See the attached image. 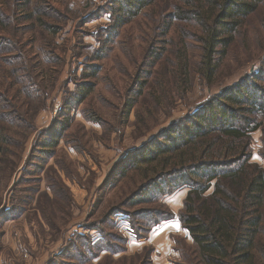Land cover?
<instances>
[{
  "label": "rangeland",
  "instance_id": "rangeland-1",
  "mask_svg": "<svg viewBox=\"0 0 264 264\" xmlns=\"http://www.w3.org/2000/svg\"><path fill=\"white\" fill-rule=\"evenodd\" d=\"M14 1L9 0L13 5L17 3ZM110 3V0H31L24 12L17 9V4L15 13L5 12L6 18H12L10 25L5 24L7 30L0 32L12 42L5 47L6 54L14 55L13 66L23 69L22 74L34 83L30 87L39 91L28 97L20 83L21 76L0 61V119L7 113L11 117L3 119L4 123L0 120V128L10 135L3 145L7 154L0 158V211L6 207L21 209L18 217L0 222V264H46L71 236L80 234L97 241L101 234L86 227L102 224L100 229H107L106 233L125 239L127 250L120 257L143 252L129 245L138 243L143 248L149 245L150 236L137 241L131 223L124 217H115L112 227L107 223L112 209L140 210L123 207L122 203L136 189L141 177L135 174L121 180L95 207L103 195L100 186L125 154L212 95L256 73L264 58L263 7L230 49L215 80L208 83L196 72L201 51L192 35L197 29L184 25L191 35L185 33L181 37V26L173 23L167 31V45L163 43L168 23L165 21L173 12V3L165 8L161 2L122 28L104 56L98 57L112 23ZM41 21L56 27L57 35L43 30ZM181 44L185 47L188 44L194 70L192 87L180 97L173 91L167 93L166 99L162 86L170 85L171 61ZM158 48H165L163 57L157 61L151 58L154 63L146 66L147 50L153 52ZM142 70L149 71L153 81L149 78L147 87H150L134 102L127 117L128 105L138 90L135 76ZM89 83L94 85L93 93L71 113L67 136L51 148L53 136L57 137L54 131L59 128L55 124L64 96L77 89L78 84ZM159 99L162 105L157 108ZM3 105L6 112L1 110ZM92 112L99 115L101 125L86 120L85 115ZM261 137V131L253 135L251 163L264 168L259 155ZM43 145L52 152L44 160L40 154L46 149ZM37 178L40 181L34 182ZM186 192L178 191L163 200L176 216L183 208L182 197ZM171 234L167 264H190L194 261L191 239L184 238L187 234L181 232Z\"/></svg>",
  "mask_w": 264,
  "mask_h": 264
},
{
  "label": "trees",
  "instance_id": "trees-1",
  "mask_svg": "<svg viewBox=\"0 0 264 264\" xmlns=\"http://www.w3.org/2000/svg\"><path fill=\"white\" fill-rule=\"evenodd\" d=\"M21 1L22 3H16ZM43 1V0H39ZM0 0V32L7 30L12 18L5 12H23L29 8L31 0ZM111 26L107 29L103 46L98 57L115 42L119 31L132 23L143 11L154 8L159 2L173 12L166 17L163 43L167 45V34L171 26L179 24L181 37L191 35L185 26L197 29L192 37L200 44L201 55L197 65L198 74L212 83L230 49L247 29L248 22L264 7V0H110ZM8 5L7 8L6 6ZM2 7H6L3 9ZM26 14L25 16H29ZM171 20V21H170ZM43 30L57 35L52 24L41 21ZM167 29V30H166ZM168 31V32H167ZM12 43L0 34V61L13 67V73L21 76L24 92L31 97L38 89L30 87L34 83L28 75L17 69L13 54H6L5 47ZM171 42L169 41V44ZM188 44H181L175 50L171 61L170 85L162 86L164 96L173 91L178 97L192 87L194 70L190 65ZM165 48L151 52L147 50L145 65L160 60ZM144 59V60H145ZM154 63V62H153ZM148 66V65H146ZM96 71V67L94 65ZM259 70L248 74L231 87L212 95L202 104L190 109L184 117L149 137L139 148L125 154L110 170L107 180L100 186V196L95 207L103 202L107 191L116 187L121 180L138 174L141 178L122 204L123 207L140 208L138 211L112 209L107 223L112 227L114 218L124 217L131 223L137 241L147 240L155 228L176 217L182 228L189 233L192 241L191 259L196 264H264V168L251 163L253 135L262 133L260 157L264 161V58ZM95 71L91 73L94 78ZM22 74V75H21ZM142 76V80L141 79ZM27 76V81L25 80ZM151 73L137 71L135 99L128 105L127 117L131 115L135 103L147 89ZM173 79V80H172ZM93 84H78L77 89L64 96L54 131L53 147L59 139L67 136L70 129L71 113L78 110L93 93ZM156 100L157 108L162 105ZM5 111V106L1 107ZM5 114V113H4ZM3 115V119L9 116ZM86 120L101 125L99 115L90 113ZM11 118V117H9ZM0 119L2 123L4 120ZM12 120V119H11ZM46 133V132H45ZM44 133V134H45ZM9 134L0 128V158L7 154L3 145L9 141ZM41 157L44 160L52 152L43 145ZM45 161H42V165ZM40 165V168L43 166ZM37 178L34 182H39ZM187 191L183 208L176 216L164 199L178 191ZM21 209L3 208L0 222L18 217ZM101 226H88L86 230H96L101 235L97 241L90 236H71L62 250L54 254L46 264H112L139 262L153 264L151 247L130 256H121L127 250L125 239L111 236ZM75 235V234H73ZM118 236V234H117ZM65 244V243H64ZM118 255V257H117ZM191 262V263H192ZM116 263V264H117ZM190 263V264H191Z\"/></svg>",
  "mask_w": 264,
  "mask_h": 264
},
{
  "label": "crops",
  "instance_id": "crops-1",
  "mask_svg": "<svg viewBox=\"0 0 264 264\" xmlns=\"http://www.w3.org/2000/svg\"><path fill=\"white\" fill-rule=\"evenodd\" d=\"M187 195V192L185 194L183 198H185ZM174 225H179V230H177L176 227H174ZM177 233V232H181L182 234H187L186 237L187 239H190L189 233L184 230L180 224V222L176 221V219L174 221L171 222H166L164 224H162L161 226H159L158 228H156L151 234H150V239H149V245L143 246L147 247V246H151L154 250L153 255H152V261L153 264H167L168 262V257H169V251L171 248V239L170 237H172L171 233ZM191 242V241H190ZM129 246H134L136 247L135 249L137 250H142L143 248L139 246V244H134V243H130ZM138 246V247H137ZM134 250V249H133Z\"/></svg>",
  "mask_w": 264,
  "mask_h": 264
},
{
  "label": "snow or ice",
  "instance_id": "snow-or-ice-1",
  "mask_svg": "<svg viewBox=\"0 0 264 264\" xmlns=\"http://www.w3.org/2000/svg\"><path fill=\"white\" fill-rule=\"evenodd\" d=\"M174 227H176V228H177V230H179V225H174Z\"/></svg>",
  "mask_w": 264,
  "mask_h": 264
}]
</instances>
